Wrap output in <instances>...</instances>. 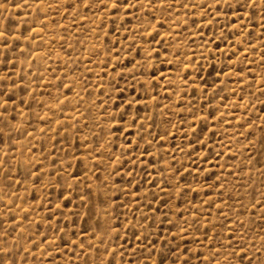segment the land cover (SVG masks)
Here are the masks:
<instances>
[{"label":"rangeland","instance_id":"rangeland-1","mask_svg":"<svg viewBox=\"0 0 264 264\" xmlns=\"http://www.w3.org/2000/svg\"><path fill=\"white\" fill-rule=\"evenodd\" d=\"M5 259L264 264L262 0H0Z\"/></svg>","mask_w":264,"mask_h":264},{"label":"snow or ice","instance_id":"snow-or-ice-1","mask_svg":"<svg viewBox=\"0 0 264 264\" xmlns=\"http://www.w3.org/2000/svg\"><path fill=\"white\" fill-rule=\"evenodd\" d=\"M262 3H264V0H262ZM116 6H117V5L114 3V4H113V7L115 8ZM250 6H254V5H250ZM0 264H14V262L5 259V260H3V261H0Z\"/></svg>","mask_w":264,"mask_h":264}]
</instances>
